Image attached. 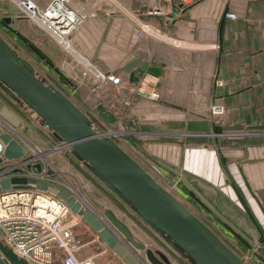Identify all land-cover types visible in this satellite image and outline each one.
I'll return each mask as SVG.
<instances>
[{
  "label": "crops",
  "instance_id": "obj_1",
  "mask_svg": "<svg viewBox=\"0 0 264 264\" xmlns=\"http://www.w3.org/2000/svg\"><path fill=\"white\" fill-rule=\"evenodd\" d=\"M38 4L43 7L45 0ZM70 4L87 15L70 37L72 49L61 47V63L76 60L94 71L118 72L122 79L118 122L128 128L141 154L182 181L186 178L246 236L229 225L242 238L239 243L247 253L256 246L260 249L264 238V132L249 131L254 125L245 111L238 117L226 115L221 125L207 105L223 99L227 109H247L254 104L264 108V0H191L184 5L182 0H71ZM148 9L161 13L143 15ZM227 12L236 13L237 18L228 19ZM142 19L150 31L139 35L136 20ZM133 60L144 62V68L124 71ZM236 60L244 61L239 74ZM230 76L234 81H229ZM102 103L110 109L109 100ZM12 135L28 148L22 135ZM26 138L39 145L34 138ZM83 224L77 219L69 224L80 240L74 236L80 244L79 258L126 264L98 232ZM128 227L137 241L157 250L143 230ZM83 232L87 238H82ZM259 249L253 253L264 257ZM136 253L137 262L151 264L143 250ZM60 257L54 256L53 261Z\"/></svg>",
  "mask_w": 264,
  "mask_h": 264
},
{
  "label": "water",
  "instance_id": "obj_2",
  "mask_svg": "<svg viewBox=\"0 0 264 264\" xmlns=\"http://www.w3.org/2000/svg\"><path fill=\"white\" fill-rule=\"evenodd\" d=\"M73 62L71 67L75 66L73 68L75 74L84 77L82 80L76 78L78 86L76 93L84 97L81 90L88 92L83 84L87 83L90 72L86 71L84 65L78 61ZM144 65V62L133 60L123 69L132 73L134 66L143 69ZM67 72L70 74L68 69ZM0 89L9 98L36 114L40 123L45 125L52 137L59 141L55 149L68 148L70 153L81 160L108 190L189 264H246L244 259L206 223L163 187L111 137L101 136L99 129L93 126L92 119L54 84L42 78L35 68L1 36ZM89 107L108 127L114 130L118 128L116 114L102 102L91 103ZM0 117L1 124L10 131H3L0 126V139L5 144L3 157L6 160L24 158L26 148L12 135L20 119L1 101ZM253 127L264 128V124ZM33 156L32 154L27 157ZM2 161L3 158H0V163ZM33 167L40 170L41 164L36 163ZM183 181L223 221L246 237L186 178H183ZM48 186V190L63 199L72 211L80 208V202L76 201L70 188L61 187L57 183L25 176H6L0 179V191L11 188L46 190ZM80 214L83 220L98 232L107 247L126 264H140L137 262L136 250H143L151 264H172L168 255L162 251L151 250L144 243L137 241L129 227L111 209L104 211L108 221L97 215L91 206L80 211ZM259 251L264 254V238L260 243ZM0 264L27 263L0 242Z\"/></svg>",
  "mask_w": 264,
  "mask_h": 264
},
{
  "label": "rangeland",
  "instance_id": "obj_3",
  "mask_svg": "<svg viewBox=\"0 0 264 264\" xmlns=\"http://www.w3.org/2000/svg\"><path fill=\"white\" fill-rule=\"evenodd\" d=\"M113 6H115L114 3H112V7ZM114 9H116V7H113V10ZM0 36L4 38L20 56L27 60L37 72H40L44 78L66 94V96L69 97L81 110H83L92 119V121H94V124L98 125L99 128L104 129L106 128V125L92 113V110L89 107V104L91 103H95L97 101L105 103L106 100H109L108 104L110 109L120 120V85L115 86L114 84H109L108 86V83L99 82L95 75L90 73L87 83L83 84V86L88 89L89 99L91 102L85 97L77 94L76 89L78 86L76 78L79 77L82 80L84 78L83 75L81 76L79 74H75L76 72L71 69V64L68 60L61 63L64 58L61 46L44 33L39 26L29 20L18 8L14 6L11 0H0ZM236 63V73L239 74L244 70V61L236 60ZM67 69L70 74H68ZM66 73L68 76L65 75ZM231 76L228 77L230 82L234 81V77ZM224 78L226 77L224 76L222 78L223 81L221 80L219 82L220 84L225 82ZM219 100L220 99H216V101L208 103L207 105V110H209L208 108L213 103L220 105V112L212 114V116L217 119V123L222 125L225 123L224 118L226 115L238 117L240 116L241 111H245L244 116L252 117L253 125L264 124V108L255 106L254 104L252 108L247 109L236 107L233 109H227L224 105V100ZM0 101L20 119L19 124L15 127L16 129L14 133L17 135L19 134L20 136L22 135L28 145V148L26 147V155H32L33 149L37 154H39L38 151L44 154L41 157H37V162L42 165L41 167L44 171L43 175H45L44 178L36 179L45 180L48 183H57L61 187L70 188V192L75 196L76 201L80 202V208L77 211L69 209V212L64 218V224H70L77 219L82 220L86 225L87 223L83 220L80 211L86 209L87 206H91L94 212L99 214L102 218H104V220L108 221L103 214V209H111L128 226L138 227L143 230L147 237L151 238V240H153L152 242L156 244L154 249L160 250L168 255L172 264H189L182 257L176 254L164 240L160 239L153 230L152 232H149L147 224L137 217L133 211L124 205L110 190H108L90 172L82 161L72 156L68 148L55 149V147H58L59 141L52 137L47 130V127L40 123V119L37 118L36 114L32 110L25 108V106L23 107L9 98L1 89ZM232 112L237 114H233ZM1 119L2 118L0 117V126H3L1 124ZM119 125V132L114 133V135L111 136V138L119 146H121L132 158L143 166L163 187H165L184 205H186L197 217L212 228L223 240L232 245L237 254L246 256L248 264H264V257L260 255L259 252L250 254V252H246V249L241 248L239 239L242 238L237 235L233 229L228 227L221 219H219L209 209V207H207L204 202L201 201V199L196 196L187 185H185L180 177L175 176L173 173L165 169L164 165L156 163L144 153L141 154L137 145L131 138V135L127 130L128 128L124 127L120 122ZM19 128L21 130H19ZM18 131H20L21 134ZM249 131H252L253 133L261 131L264 132V128L253 127V129L251 128ZM215 134L219 135L220 133ZM252 136L254 138L257 137L255 135ZM26 137H28V139L34 138L33 141L35 143L38 142L39 145L29 142ZM10 162H13V160ZM7 163L9 162H3V164ZM10 174L13 176L16 173ZM48 188L49 186L46 190H38L58 197L56 194L50 192ZM59 199L64 201L61 198ZM97 209H99V212ZM82 235L83 239L88 237V235H85L84 232ZM75 238L80 241L76 236ZM102 259L103 261H106L107 256L105 255ZM53 263L62 264V258H58V260H55ZM95 263L101 264L98 262ZM115 263L116 262H112L109 264Z\"/></svg>",
  "mask_w": 264,
  "mask_h": 264
},
{
  "label": "built area",
  "instance_id": "obj_4",
  "mask_svg": "<svg viewBox=\"0 0 264 264\" xmlns=\"http://www.w3.org/2000/svg\"><path fill=\"white\" fill-rule=\"evenodd\" d=\"M11 2L64 49H72L70 37L87 15L73 8L70 4L71 0H45L43 7L39 6L38 0H11ZM190 2L191 0H182V5ZM156 13H161V11L148 9L143 15ZM226 17L234 20L237 15L234 12H227ZM136 24L139 28V35L150 31L148 23L143 19L136 20ZM85 69L95 75L101 83L106 82L108 86L109 84L122 85L118 72H98L90 66ZM209 111L211 114L219 113L220 105L211 104ZM92 113L95 115L93 111ZM92 122L93 126L99 129L101 136L111 137L120 130L119 122L116 130L108 127L104 122L106 125L104 129L99 128L94 121ZM4 148L5 144L0 139V158H3L0 163V179L12 176L10 173H16L13 176L44 178L42 167L40 170L33 167L39 163L37 157H41L42 152L38 151L39 154H37L33 149V157L26 155L24 158L10 162L12 160H6L3 157ZM3 162L9 163L3 164ZM5 191H0V200L3 201L2 197L10 194L14 198V203L5 206L3 212L0 213V242L11 249L19 259L27 264H54L53 257L59 255L62 258V264H96L92 257H78L80 244L74 238L72 225L64 224V218L70 209L64 201L36 188H11ZM26 194L29 195L27 201L23 197ZM38 198L47 199L49 206L38 205L36 203ZM50 205H57L60 210L55 211ZM258 249L259 246L254 247L250 254ZM241 257L248 264L247 257L242 255Z\"/></svg>",
  "mask_w": 264,
  "mask_h": 264
},
{
  "label": "bare ground",
  "instance_id": "obj_5",
  "mask_svg": "<svg viewBox=\"0 0 264 264\" xmlns=\"http://www.w3.org/2000/svg\"><path fill=\"white\" fill-rule=\"evenodd\" d=\"M81 92L83 93L84 97H85L88 101H90V99H89V93L86 92L85 90H81ZM90 102H91V101H90ZM23 197H24V199L27 201L28 198H29V195L26 194V195H23ZM2 198H3V201L0 200V213L3 212V210L5 209V208H4L5 206H7V205H11V204L14 203V198H12V196H10V194H9V195H4V197H2ZM0 199H1V198H0ZM36 203H37L38 205L49 206V204H48V200H47V199H44V198H38V199L36 200ZM89 205H90V204H89ZM50 206H51V208H52L53 210H55V211H59V210H60V208H59L57 205H54V206L50 205Z\"/></svg>",
  "mask_w": 264,
  "mask_h": 264
},
{
  "label": "trees",
  "instance_id": "obj_6",
  "mask_svg": "<svg viewBox=\"0 0 264 264\" xmlns=\"http://www.w3.org/2000/svg\"><path fill=\"white\" fill-rule=\"evenodd\" d=\"M72 155V154H71ZM73 156V155H72ZM76 158V157H75ZM81 161V160H80ZM191 190V189H190ZM193 192V190H191ZM194 193V192H193ZM195 194V193H194ZM196 195V194H195ZM197 196V195H196ZM202 201V200H201ZM205 204V203H204ZM206 205V204H205ZM207 206V205H206ZM208 207V206H207ZM225 223V222H224ZM228 227H230L227 223H225ZM231 228V227H230Z\"/></svg>",
  "mask_w": 264,
  "mask_h": 264
},
{
  "label": "flooded vegetation",
  "instance_id": "obj_7",
  "mask_svg": "<svg viewBox=\"0 0 264 264\" xmlns=\"http://www.w3.org/2000/svg\"><path fill=\"white\" fill-rule=\"evenodd\" d=\"M13 100V99H12ZM16 102V101H15ZM18 103V102H17Z\"/></svg>",
  "mask_w": 264,
  "mask_h": 264
}]
</instances>
